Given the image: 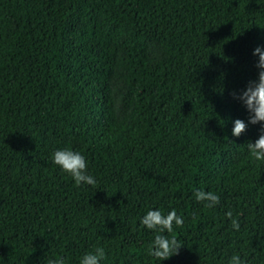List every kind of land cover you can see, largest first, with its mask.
Returning <instances> with one entry per match:
<instances>
[{"label":"trees","instance_id":"1","mask_svg":"<svg viewBox=\"0 0 264 264\" xmlns=\"http://www.w3.org/2000/svg\"><path fill=\"white\" fill-rule=\"evenodd\" d=\"M257 47L264 0H0V264L97 247L101 264H264V161L247 147L262 125L232 96L258 79ZM63 149L95 186L53 162ZM173 209L184 226L165 235L184 247L160 261L141 219Z\"/></svg>","mask_w":264,"mask_h":264},{"label":"clouds","instance_id":"2","mask_svg":"<svg viewBox=\"0 0 264 264\" xmlns=\"http://www.w3.org/2000/svg\"><path fill=\"white\" fill-rule=\"evenodd\" d=\"M254 56H258L259 60L256 67L259 69L258 79L249 81L246 89L239 93L234 91L232 96L234 99L242 102L249 112V124H261V133L255 142H249L247 147L250 155L256 161H264V50L257 47ZM248 124L243 120L236 119L234 121V128L232 135L239 137L247 131ZM53 162L59 166L63 172L69 174L75 181L76 186L82 184L95 186L96 179L88 174V165L86 158L77 151L72 149L57 150L53 154ZM194 196L198 202L204 204L206 209L215 208L220 204V197L209 191L197 189ZM226 216L231 220V227L236 231L240 230V223L238 219H233V213L228 211ZM141 224L149 230H153L156 234L154 240L149 246V255L155 257L160 261L168 260L174 255H178L181 248L184 247L182 242L176 236L169 238L165 233H173L174 226L182 228L184 226V219L177 215L173 209L167 215L159 210H149L147 214L142 217ZM106 259L104 248L97 247L93 252L86 253L81 259L80 264H101V261ZM47 264H66L62 257L56 259H49ZM229 264H245L241 260L240 255L236 254L231 257Z\"/></svg>","mask_w":264,"mask_h":264},{"label":"rangeland","instance_id":"3","mask_svg":"<svg viewBox=\"0 0 264 264\" xmlns=\"http://www.w3.org/2000/svg\"><path fill=\"white\" fill-rule=\"evenodd\" d=\"M118 90H119V86H118V88H116V91L119 93V91H118ZM119 100H120V96H119Z\"/></svg>","mask_w":264,"mask_h":264}]
</instances>
